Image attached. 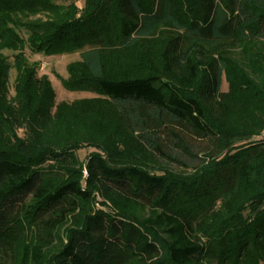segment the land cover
I'll return each instance as SVG.
<instances>
[{
    "label": "trees",
    "instance_id": "trees-1",
    "mask_svg": "<svg viewBox=\"0 0 264 264\" xmlns=\"http://www.w3.org/2000/svg\"><path fill=\"white\" fill-rule=\"evenodd\" d=\"M255 51L264 0H0V264H264Z\"/></svg>",
    "mask_w": 264,
    "mask_h": 264
},
{
    "label": "rangeland",
    "instance_id": "rangeland-1",
    "mask_svg": "<svg viewBox=\"0 0 264 264\" xmlns=\"http://www.w3.org/2000/svg\"><path fill=\"white\" fill-rule=\"evenodd\" d=\"M78 7L80 8L82 6V2L77 3ZM21 36L25 37V32L21 31L19 32ZM253 58L257 61L254 62L253 66L260 69V67L264 66V51L262 54H259L258 52ZM28 59L30 62H38L39 63V69H38V76L45 75L48 77V80L51 84L52 89L55 92V105L65 103V104H72L77 101H81L84 99L91 100V99H98L102 100L104 99L101 95L94 93V92H85L80 90H69L68 88H65L63 86V83H65L68 80V74H67V66L77 60H79V55L77 51L73 52H67L63 54H55V55H30L28 54ZM14 79V72H11L10 81L12 83ZM221 93L228 96V101L231 104H234L236 101V98L238 96H244V88L243 85L240 83H236L235 85H231L230 82L226 79L225 76H223L222 79V86H221ZM259 99L257 100L258 104ZM264 111V110H263ZM21 133V131H19ZM254 139H264V130L261 132L259 136L253 137ZM188 143L191 144V146L196 151H201L204 149L203 142L200 141H194V140H188ZM91 150L88 148L80 150L78 153L79 158L82 160L84 157L90 152ZM174 168H178L177 164L173 165ZM177 171H181L180 169ZM96 206V204H95ZM97 207V206H96Z\"/></svg>",
    "mask_w": 264,
    "mask_h": 264
}]
</instances>
